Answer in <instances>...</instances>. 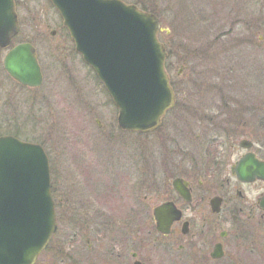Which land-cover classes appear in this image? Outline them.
<instances>
[{"label": "rangeland", "instance_id": "obj_1", "mask_svg": "<svg viewBox=\"0 0 264 264\" xmlns=\"http://www.w3.org/2000/svg\"><path fill=\"white\" fill-rule=\"evenodd\" d=\"M122 1L134 4L143 11L147 10L146 12L153 13L158 18L162 31L157 37L170 48L169 75L178 107L186 103L191 110L203 105L209 109L216 103V99L264 98V0ZM44 24L22 26L18 37L13 41L15 44L20 40L31 41V36L38 31L45 36L41 42L32 40L36 43L37 53L44 68L45 77L43 85L39 88V95L34 91L28 93L5 76L0 52V135L16 133L11 131L15 130L14 127H9L11 122H15L26 138L35 140L34 142L45 141L51 149L52 144L47 142L46 136L62 135L64 147L71 139V131H78L77 145L86 153L84 166H95L97 169L98 164L103 163L106 167H111L109 177L117 180V173L121 172L117 165L130 160V152L139 142L143 154L153 151L158 156L167 148L164 138L169 141L167 145L171 148L174 146L172 149L175 150L176 146L191 145L190 138L185 137L186 131L204 130L203 121L194 118L188 120L174 109L164 117L162 127L154 133H119L116 108L102 84L100 85L97 77L79 56L71 55V41L63 37H52L49 31L55 25L50 24L48 29ZM229 29L230 33L218 38L222 31L227 32ZM52 51L57 52L59 64L53 62L55 53ZM181 66L183 69L177 76L176 72ZM10 91H15L16 96H11ZM22 96H28L31 100L23 101ZM183 114L185 115L184 112ZM255 121V117H249L247 123L255 126ZM256 127L252 138L259 146L264 130ZM146 146L151 148L145 150ZM241 152L238 148L237 151L226 154L225 161L232 156V162ZM51 155L53 157V153ZM157 168L158 179L166 180L159 164ZM60 171L67 177L64 179L67 185L72 179V174L69 170ZM54 172L52 169L53 178ZM99 172H102V167ZM101 176L102 173H98L100 181ZM144 176L143 173L141 196H149L151 188ZM126 193L129 194L130 191ZM103 199L109 203V215L122 220L125 215L118 197ZM127 217L128 215V220ZM148 217L149 215L141 218L142 230L136 235V238H140V243H134L135 235L130 232L132 239L126 236L124 247L121 246L122 234L119 231L110 232L106 236L91 235L92 238L89 237L88 242L85 236L74 241L71 227L66 225L67 220H63L55 239L52 240L53 243L35 264H117L120 260L130 259L133 246L139 248L138 258L141 262L167 264L164 259L166 255L158 254L151 245V235L145 228ZM135 226L132 223L129 227L132 229Z\"/></svg>", "mask_w": 264, "mask_h": 264}, {"label": "flooded vegetation", "instance_id": "obj_2", "mask_svg": "<svg viewBox=\"0 0 264 264\" xmlns=\"http://www.w3.org/2000/svg\"><path fill=\"white\" fill-rule=\"evenodd\" d=\"M14 9L19 30L6 47H0L2 70L5 76L20 88L28 93L34 91L38 94L45 76L36 43L33 41L44 40L45 36L40 34L41 31L31 36L33 41L20 40L18 42H28L35 49L36 60L41 72L39 86L22 85L14 80L3 66L6 54L18 44L13 41L18 37L22 26L30 27L45 23L44 25L49 29L50 24L53 23L55 27L49 31L50 35L70 40L71 55L79 56L81 61L83 60L75 51L71 37L63 25L62 17L50 0H14ZM52 53H55L53 56L55 59L54 61L51 57L49 59L59 64L60 58L57 52L52 51ZM182 69L181 66L176 72L177 76ZM90 71L95 75L92 70ZM10 95L16 96L15 91H10ZM22 98L23 101L30 99L28 96H22ZM215 101L216 103L212 106L208 105L209 109L203 105V107L198 106L191 110L186 103L180 105L182 108L178 107L175 97V103L165 116L175 109L188 120L194 118L197 121H203L204 130L186 131L185 137L190 138L191 145L176 146L175 150L172 149L174 146L171 148L167 145L169 141L164 138L167 148L163 154L158 156L153 151L143 154L139 142L130 152V160L117 165L121 168V172L117 173V180L109 177L111 167H106L103 163L99 162L97 169L95 166H84L86 153L82 152L81 147L77 145L78 131H71V139L64 147L62 146V135L46 136L47 142L52 144L50 149L45 141L34 142L35 140L26 138L24 133L19 131V125L17 127V123L11 122L9 127L15 128L11 131L20 135L16 133L1 135H11L23 141L41 145L47 154L50 168L51 194L57 228L51 241L38 255L35 263L53 243L52 240L55 239V234L63 220L65 222L67 220L66 225L71 227L74 241L85 236L88 242L89 237L92 238L91 235L106 236L110 232L119 231L122 234L120 235L121 246L124 247L126 236L130 238V232L135 235L134 243L140 240L136 238V235H139L142 230L141 218L149 215L145 228L151 235V245L158 254L166 255L164 259L167 264H264V179L255 178L251 181H243L232 172L236 163L249 152H252L259 161L264 162V131L259 146L252 138L254 127L257 126L264 130V98L260 100L258 98L240 100L221 98ZM112 104L116 108L113 102ZM165 116L161 119L157 130L162 127ZM249 117H255V126L247 123ZM116 125L119 133L129 132L119 128L117 114ZM155 131L152 130L145 134ZM129 133L142 134L141 132ZM85 136L88 137L87 134ZM242 139L252 142V145L249 148L241 147L239 141ZM185 142L188 144L187 141ZM148 148L151 147L146 146L145 150ZM152 148L155 149L156 146ZM238 148L242 152L232 162L230 161L232 156L225 161L226 154L237 151ZM158 164L161 172L165 173L166 180L158 179ZM100 167H102V172H99ZM52 169L55 171L54 178ZM62 169L69 170L72 174V179L67 185V181L64 180L67 177L64 176L63 171H60ZM98 173H102L101 181L97 177ZM143 173L145 181L151 188L149 196H141ZM176 179H179L183 194L178 192L174 186ZM126 191L130 193L127 194ZM110 196L118 197V202H121L119 205L125 215L122 220L109 215L110 206L103 197L109 198ZM214 198L215 205L212 203ZM126 215H128V220ZM158 217L163 218L165 222L170 221L166 231L159 230ZM132 223L136 226L131 229L129 226ZM96 240L98 241L97 238ZM139 254V248L133 246L130 259L120 260V263H117V260L116 263L146 264L139 260Z\"/></svg>", "mask_w": 264, "mask_h": 264}, {"label": "water", "instance_id": "obj_3", "mask_svg": "<svg viewBox=\"0 0 264 264\" xmlns=\"http://www.w3.org/2000/svg\"><path fill=\"white\" fill-rule=\"evenodd\" d=\"M50 1L59 11L76 51L95 71L116 105L118 126L139 132L155 129L174 103L164 69L165 48L157 38L162 30L158 18L122 0ZM17 29L13 0H0L1 47ZM3 66L22 85L41 83L35 51L29 43L12 48ZM239 145L249 148L252 142L242 139ZM232 172L243 181L264 179V162L249 152ZM174 186L183 194L179 179ZM169 222L158 217L159 230L166 231ZM56 228L50 168L43 147L1 135L0 264H34Z\"/></svg>", "mask_w": 264, "mask_h": 264}, {"label": "trees", "instance_id": "obj_4", "mask_svg": "<svg viewBox=\"0 0 264 264\" xmlns=\"http://www.w3.org/2000/svg\"><path fill=\"white\" fill-rule=\"evenodd\" d=\"M143 9V8H142ZM147 11V10H146ZM231 31H230V29L226 32H224V31H222L221 32V35H218V38L219 37H222V36H224V35H226L227 33H230ZM241 41V40H240ZM234 44H235V42H234ZM236 45V44H235ZM231 46H233V44L231 43ZM170 48L167 46V52H168V54H169V57H171V54H170ZM166 67H167V69L168 70H170L171 69V63H170V60H168L167 61V63H166ZM106 94H107V92H106ZM107 96H108V94H107ZM108 98H109V96H108ZM110 99V98H109ZM261 142H262V140H261Z\"/></svg>", "mask_w": 264, "mask_h": 264}]
</instances>
